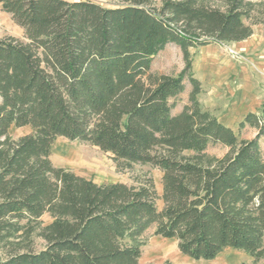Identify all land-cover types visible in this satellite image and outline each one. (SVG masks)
<instances>
[{
  "label": "trees",
  "instance_id": "16d2710c",
  "mask_svg": "<svg viewBox=\"0 0 264 264\" xmlns=\"http://www.w3.org/2000/svg\"><path fill=\"white\" fill-rule=\"evenodd\" d=\"M25 40L0 37V264H138L143 233L176 240L194 259L227 248L264 257V107L247 112L239 131L202 108L189 48L238 42L253 3L225 0L224 10L195 0H141L106 6L94 0H0ZM261 15L264 18V4ZM167 43L180 47L177 75L151 71ZM192 85L188 103L175 98ZM11 126H28L16 140ZM59 137L94 145L117 162L162 172V207L151 184H99L57 167ZM212 142L229 149L221 157ZM190 152V153H186ZM48 213L50 221L41 224ZM37 235L44 246L33 250Z\"/></svg>",
  "mask_w": 264,
  "mask_h": 264
},
{
  "label": "rangeland",
  "instance_id": "374dc122",
  "mask_svg": "<svg viewBox=\"0 0 264 264\" xmlns=\"http://www.w3.org/2000/svg\"><path fill=\"white\" fill-rule=\"evenodd\" d=\"M106 6L132 0H94ZM144 6L160 9L164 0H141ZM205 6L224 10L225 0H195ZM253 3L249 17L244 18L252 28V34L238 42H217L209 40L205 45L189 48L192 55L191 70L201 84L196 95L203 109L217 116L225 126L233 128L239 139L253 138L256 129L245 125L240 131L239 121L247 112L260 114L264 107V18L260 11L264 0H246ZM12 36L25 40L24 31L0 5V37ZM184 67V57L180 47L167 43L152 60L151 71L162 75H177ZM184 90L174 99L172 114L188 103V94L192 85L184 79ZM232 89V91L229 89ZM242 94L240 95V93ZM241 102H240V101ZM240 102V104H237ZM30 132L28 126H11L8 130L13 139ZM264 156V141L259 140ZM50 160L57 167H64L76 175L94 180L99 184L121 182L138 186L151 184L156 192L155 206L162 207V172L149 163L115 161L109 152H103L94 145L79 140L59 137L50 146ZM229 147L218 142L210 143L205 152L209 156L221 157ZM190 153V152H186ZM48 213L40 217L41 224L50 221ZM153 227L143 233V245L138 264H264V257L255 259L246 252L227 248L212 259H194L183 255L176 246V240L153 235ZM33 250L44 246V241L36 234L32 237ZM8 244L0 242V257L4 258Z\"/></svg>",
  "mask_w": 264,
  "mask_h": 264
},
{
  "label": "crops",
  "instance_id": "0c3cea01",
  "mask_svg": "<svg viewBox=\"0 0 264 264\" xmlns=\"http://www.w3.org/2000/svg\"><path fill=\"white\" fill-rule=\"evenodd\" d=\"M229 89H230V86H228ZM232 91V89H230ZM242 94V92L240 93V95ZM240 101V100H239ZM241 102V101H240ZM240 102H238L237 104H240ZM229 126V125H228Z\"/></svg>",
  "mask_w": 264,
  "mask_h": 264
}]
</instances>
